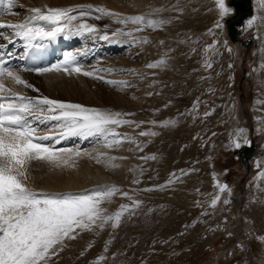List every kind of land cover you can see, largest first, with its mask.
I'll return each instance as SVG.
<instances>
[{
  "label": "rangeland",
  "instance_id": "374dc122",
  "mask_svg": "<svg viewBox=\"0 0 264 264\" xmlns=\"http://www.w3.org/2000/svg\"><path fill=\"white\" fill-rule=\"evenodd\" d=\"M104 1L106 5L99 0H13L11 9L7 8L6 0L0 2V23L22 22L34 7L93 5L120 14L116 17L92 12L69 25L73 32L80 23L98 29L96 33L78 35L81 48L94 49L82 65L85 71L94 73L93 77L61 72L37 77L44 82L40 91L49 98L122 114L133 113L121 118L136 123L116 126L114 130L142 140L138 143L143 150L133 158L139 171L138 180H133L139 182L132 180L125 184L110 178L103 179L104 184L83 188L56 185L66 172L80 170L83 165L77 157L70 167L33 161L28 185L47 193H84L98 186L115 185L120 189L118 196L102 204L108 214L120 210L121 205L132 206L136 200L141 203L124 213L117 228H112L109 222L102 229L80 231L75 240L65 242L63 251L50 264H97L100 256L106 259L99 264H212L213 261L214 264H264V175H261L264 173V0H254L255 12L251 18L255 20L251 27L246 22L242 28L244 39L255 38V44L249 48L231 41L225 20L234 12L221 18L214 0ZM136 15L170 23L159 27L162 31L159 35L151 27L118 22ZM218 21L220 27H216ZM130 26L135 28L129 29ZM139 26L142 30L135 31ZM117 30L131 35L112 37ZM0 32L8 35L12 30L0 29ZM105 34L109 36L108 42L100 39ZM70 40L69 47L73 38ZM110 41L113 44L108 46ZM16 44L14 48L23 41ZM162 58L167 61L165 65L147 67ZM206 63L212 67L207 68ZM17 71L21 76V69ZM57 78L67 81L68 92L57 84L45 86ZM108 81L122 83L124 87L117 95L125 94L132 99L130 103L123 101L125 107L133 106L130 111L104 109L97 95L114 87L115 83ZM2 82L6 88L25 94L19 89L22 86L10 79ZM148 107L157 111L153 114ZM144 111H150L151 116H146ZM205 112L211 115L205 116ZM251 126L260 153L252 160L254 168L247 172L234 151L246 145L244 140ZM48 127L41 124L38 134H45ZM142 131H154L157 135L140 136ZM237 140L241 142L240 148L235 147ZM104 141L103 137L90 139L80 150L92 153ZM75 146L78 147L72 144L69 148L73 150ZM152 160H157L156 169L151 166ZM46 179L54 181L53 185ZM224 184L228 189L221 193L219 185ZM123 192L128 196H123ZM217 195L220 199L211 207V200ZM224 200L229 203L225 204Z\"/></svg>",
  "mask_w": 264,
  "mask_h": 264
},
{
  "label": "snow or ice",
  "instance_id": "6c2138e0",
  "mask_svg": "<svg viewBox=\"0 0 264 264\" xmlns=\"http://www.w3.org/2000/svg\"><path fill=\"white\" fill-rule=\"evenodd\" d=\"M4 2V0H0ZM221 18L234 12L226 0H214ZM6 6L11 9L13 0H6ZM77 15H73L76 13ZM159 12L160 9H156ZM92 12H100L105 16L120 14L97 8L93 5H77L74 7H34L30 9L31 15L19 23H0V29H11V34L0 32V49H7L8 44H15L18 38L24 41L25 48L40 47L34 42L51 41L65 33L68 35H83L84 33H96L98 29L94 25L80 23L75 32L68 27L78 17L90 16ZM14 14V13H12ZM99 19V16L95 17ZM255 17L247 21L252 26ZM120 23L131 22L135 25L159 28L168 20H156L146 18L144 15L125 17ZM44 25H50L45 27ZM219 21L216 27H220ZM136 31H141L137 27ZM122 33L117 30L112 37H119ZM100 39L109 40L107 34ZM148 43L147 40L144 41ZM163 44V41H160ZM195 51V49H193ZM13 55L11 51L6 53ZM27 55V51L24 53ZM165 59H159L149 63L147 67L156 68L165 65ZM211 68V63H206ZM25 71H33L38 74L51 72H63L68 76L83 74L93 77L92 71H85L77 63V54L65 52L62 61L47 67L25 68ZM108 71H111L109 69ZM10 79L24 88H33V85L24 80L17 72L6 66V62L0 58V264H50L53 257L58 256L66 246L68 240H75L80 231H93L95 228H103L111 222L112 228L119 227L122 217L130 207L139 206L136 200L132 206L121 205L120 210L108 214L102 207L105 202H110L114 195L120 192L115 185L98 186L84 193H47L36 191L29 187V168L33 161H43L55 167H70L73 157L81 156V152L72 149H57L52 144H59L70 137H103L107 148L120 145L124 140L135 143V140L126 135L115 132L113 126H121L136 123L121 118L123 115L133 113L112 112L97 108L86 107L79 103H72L48 96H28L14 92L6 88L3 79ZM103 79V77H94ZM108 83H116L108 81ZM38 91V89H34ZM151 95L152 93H148ZM199 101H196L198 104ZM205 116L211 112H205ZM155 124V121H152ZM50 125L48 131L39 135L41 129L38 125ZM164 126H167L165 122ZM139 127V124H137ZM240 131H243L241 129ZM140 136L157 135L156 132L139 133ZM244 143L250 141L244 140ZM241 142L237 140L236 148H240ZM139 148V145H137ZM142 151L143 149L140 148ZM155 159V156L151 157ZM97 163L102 159L115 160L116 157H108L106 153H98L95 156ZM148 159V157H141ZM183 171V170H181ZM175 175L174 173L172 174ZM264 175V173H261ZM178 179V178H177ZM138 183L139 181H133ZM172 181H169L171 183ZM228 185H219V191L223 193ZM149 189H145L148 191ZM128 196L127 192L121 193ZM220 196L211 200V207H215ZM224 203H229L224 200ZM206 214V213H205ZM231 235V233H229ZM91 247V244L88 245ZM107 247L105 248V251ZM83 255V253H81ZM106 259L100 256L99 261Z\"/></svg>",
  "mask_w": 264,
  "mask_h": 264
},
{
  "label": "bare ground",
  "instance_id": "6f19581e",
  "mask_svg": "<svg viewBox=\"0 0 264 264\" xmlns=\"http://www.w3.org/2000/svg\"><path fill=\"white\" fill-rule=\"evenodd\" d=\"M22 3H24V2H22ZM99 3L106 5L104 0H99ZM137 8H140V6L137 5ZM245 23H244V25H245ZM44 26L50 27V25H44ZM133 27L135 28V26H133ZM139 27H141V26H139ZM128 28L134 29L131 26ZM154 30L156 33H159V35H161L162 31H159V28H156ZM66 34L67 33L61 34L60 36L57 37V40L60 41V44L62 46H64L63 43H65V45L67 44V47H69V45H71V40L69 39L70 37H68ZM47 41L48 40L37 41L34 43L42 46ZM105 42H108V41L105 40ZM23 44H24V41H23ZM112 44H113V41H110L109 43H107L108 46H111ZM17 45H19V43H17L16 46ZM114 46H115V44H114ZM23 47L25 48V44L23 45ZM68 49H66L65 51H67ZM1 50L3 52L4 49H1ZM26 51H27V49L25 48V52ZM60 56H58V58ZM12 63L16 64L17 62H12ZM119 68H122V67H119ZM61 73H63V72H61ZM20 74H21V76H24L23 77L24 80H26L28 83L33 85V88H24L23 86L19 88V89H21V91H23L25 93L24 95H28V96H32V97L41 96V95L44 96L43 90L40 91V88H42L44 86V82H42L41 79H39L37 77L40 74H38L36 72H23L22 69L20 71ZM113 76H115V78H117L118 74H114ZM72 81H74V80H72ZM115 82L116 83L114 84V87L108 89V91H109L108 93H103V94L97 95V99H99V101L103 104L104 109L113 108V109L117 110V109L122 108V109H124V111L125 110L130 111L133 106L125 107V105H123V101L126 103L127 102L130 103V101L132 99L127 98V96H125V94H122L121 96L117 95V93L122 91L124 86L121 85L122 83H117V81H115ZM66 83H67V81L64 78H61V79L57 78L55 80H52V82H50V83L47 82L45 84V86L48 87V86H50V84L55 86V84H57L58 88L60 87L61 89H63L65 91L66 90V85H65ZM72 83H74V82H72ZM34 89H38V91H35ZM70 102H72V101H70ZM72 103H74V102H72ZM148 109L151 110V113H153V114L155 111H157V110H155V108H149L148 107ZM144 113L146 114V116L147 115L151 116L150 111H144ZM116 128L117 127L115 126L114 129H116ZM120 129H122V128H120ZM41 134L43 135V133H41ZM129 137L133 138L135 140V143H131L128 140H124L118 146H114L112 148H107L104 146V144H105L104 143L105 141H104L103 143H100L99 146L96 145V147L94 148L95 150L92 153L90 151L88 152V150H86V151L80 150V146L82 144L85 145V143L87 141H89L90 139H95L96 136L88 137V138L70 137V138H67L65 140H62L61 142L63 144V143H68V140L72 139V141H73L72 144L78 146V147L75 146L76 148L73 149V151L81 152V157L79 156L78 160L83 166L80 167V170L72 169L71 171L66 172L64 175V178L62 180H60L59 183L56 182V185H58V186L62 185V186H66L68 188L69 187L75 188L76 186L80 185V187L83 188L84 186H90L89 184H95V183L96 184L99 183V185L104 184L105 181L103 179H110V178L113 180L117 179V181L125 182V184L128 181L131 182L133 179H137V177L139 175L138 174L139 171L137 168L138 163H136V161L133 160V158L135 155H139L138 151L140 150L139 149L140 146L138 148L137 145H140L138 142H141L142 140L138 139L135 135H131V134H129ZM99 139L100 138H98L97 140H99ZM45 143H50L54 146L55 145L59 146L58 144H55L54 142H45ZM98 153H106L108 157H116V159L115 160L102 159L100 163H97L94 156H96V154H98ZM75 158H77V157H73V159H75ZM78 160H76V161H78ZM92 163H94V164H92ZM150 163H151L152 168L156 169L155 164H157V160H152V162H150ZM134 166H136V167H134ZM29 172H30V169H29ZM81 178H82V180H81ZM109 181H111V180H109ZM46 182L51 183V185H53L52 183L54 181L52 182V181H50V179H46ZM50 188L54 189V187H52V186ZM117 196H118V194L114 195L113 198H116ZM118 199H121V198H118Z\"/></svg>",
  "mask_w": 264,
  "mask_h": 264
},
{
  "label": "water",
  "instance_id": "95a60500",
  "mask_svg": "<svg viewBox=\"0 0 264 264\" xmlns=\"http://www.w3.org/2000/svg\"><path fill=\"white\" fill-rule=\"evenodd\" d=\"M254 0H228V5L234 8V13L225 20L228 29V35L234 44L240 43L247 48L255 44L254 36H248L246 39L242 36L241 29L244 23L250 19L255 12ZM247 143L240 149H236L234 154L238 156L247 172L253 169L252 159L260 153L254 138V126H251L247 137ZM214 264V261L212 262Z\"/></svg>",
  "mask_w": 264,
  "mask_h": 264
}]
</instances>
